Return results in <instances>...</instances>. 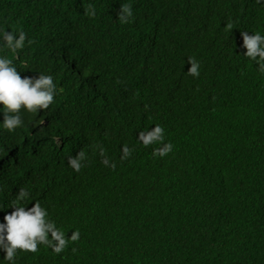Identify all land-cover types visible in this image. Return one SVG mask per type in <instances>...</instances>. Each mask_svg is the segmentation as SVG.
Masks as SVG:
<instances>
[{
	"label": "trees",
	"instance_id": "trees-1",
	"mask_svg": "<svg viewBox=\"0 0 264 264\" xmlns=\"http://www.w3.org/2000/svg\"><path fill=\"white\" fill-rule=\"evenodd\" d=\"M63 1L67 17L88 14V6H93L89 28L100 55L131 62L135 85L139 84L145 70L136 49L125 44V35L140 16L133 13L125 24L117 18L120 5L132 0L110 1L111 12L98 8L102 0ZM150 1L161 6L169 2ZM11 18L0 9V28ZM24 18L23 22L16 17L7 30L27 33L56 24L31 8ZM229 22L232 32L225 30ZM236 28L244 30L239 15H229L224 24L220 21L219 39H214L206 59L199 63V76L191 85L187 82L191 75L183 76L184 91L191 96L179 94L180 84H175L166 90L164 103L155 106L154 97L137 88L139 100L124 105L119 122L103 135L84 140L86 159L78 177L67 173V160L83 150L80 146L69 157L60 154L34 164L26 180L27 168L8 175V189H0V207L4 208L0 222L23 187L29 199L21 203L31 207L39 201L68 239L60 254L41 245L36 253L18 252L14 264H264V73L257 65L244 71L232 59L244 51L234 45L242 42L235 36ZM249 31L264 35V11L251 22ZM4 53L0 51V56ZM10 58L22 76L39 72ZM225 81L220 87L205 86L223 94L231 91L232 107L245 103V128L240 132L229 125L232 108L200 106L195 101L204 92L203 83ZM221 95L214 93L217 98ZM21 116L23 126L14 132L0 127L1 151L30 134L32 113L22 111ZM157 124L164 129L163 143L145 147L138 133ZM167 143L173 146L171 152L153 156V149ZM125 145L132 151L122 159ZM75 231L79 239L73 242ZM3 256L0 251V264H9Z\"/></svg>",
	"mask_w": 264,
	"mask_h": 264
},
{
	"label": "clouds",
	"instance_id": "clouds-1",
	"mask_svg": "<svg viewBox=\"0 0 264 264\" xmlns=\"http://www.w3.org/2000/svg\"><path fill=\"white\" fill-rule=\"evenodd\" d=\"M223 6L227 4L236 6L238 2H243L251 9L256 11L262 8L263 0H222ZM212 4L211 0H169L165 6L155 1L145 0L144 3L132 0L120 5L117 18L121 24L129 23L133 18V13L139 15L136 22L126 32V39L130 45L136 49L138 59L141 64L150 62L152 67L160 68L170 61L175 54L180 55L181 47L173 45L169 42V48H164L159 53H151L157 55L158 58H144L141 55H148L150 44V36L165 33L173 35V42H180L192 45L194 57H188L186 63L190 65L187 72L193 77L200 74V64L207 56L208 51L213 46L212 37L217 32H213V36L205 40L203 45L197 39L206 37L207 27L210 26L211 31L217 29V25L221 21L224 24L222 16H219L210 10L213 14V26L207 21V7L205 4ZM259 5V7L257 6ZM43 7L39 15L51 17L56 24L46 26L39 30L29 29L27 33L19 30L18 32L8 31L16 13L21 12L23 15L31 8L35 11L37 7ZM88 8L89 15L94 16L95 11L92 5ZM264 8V6H263ZM0 9L8 12L11 20L0 28V42L11 50L0 56V109H2L3 119L0 120V127L9 133L14 132L17 128L23 126V118L21 112L32 113V125L30 134L26 136L24 142H18L12 146L4 147V151L0 150V189H8L7 181L10 173L18 175L24 167L10 170L6 167L8 160L6 156L10 155L12 162L19 165L23 162L20 145L24 143L25 150L29 146L34 149L42 150L35 153L34 164L43 162L45 159H53L58 155L69 157L74 148L83 144L88 136H101L112 124L121 120L122 111L118 104L125 105L130 101H138L139 94L135 85L133 73V64L125 59H119L115 56L104 58L100 55V48L95 43V35L91 32L90 16L82 12L73 17H64L61 19L44 0H5L0 3ZM208 25V26H207ZM212 26V27H211ZM225 30L232 32L233 24L231 22L225 25ZM67 32L71 37L75 38L82 48L77 47L73 41L61 35ZM191 36V37H189ZM240 37L242 44L240 47L244 49L243 55L234 59L235 63L244 71H252L254 68L264 73V35L260 32L249 34L247 31H241ZM60 45L61 51H56V46ZM19 51L29 52V56H22ZM65 52L62 55V52ZM46 54V58H42L39 54ZM191 53L187 50L186 55ZM82 54L87 57L84 62L96 69L93 75H100L103 78V85L99 82H90L87 77L92 74L80 63L78 55ZM13 56L22 66L30 68V66L40 65L37 76H22L15 66ZM98 59L95 60L94 58ZM180 66L177 63L166 66L168 81L161 82L150 93L154 97L155 106H161L164 103L165 92L169 87L177 84L176 71ZM144 70H146L144 68ZM154 74V70H150ZM159 77V76H158ZM181 79L183 75H181ZM153 83V81H148ZM69 85L76 91L81 99H74V104L69 106V116L64 120L60 116L59 109L52 105L59 90V94H64L63 89L59 86ZM87 92L100 94L105 93L103 98H96L94 104L92 100L86 98ZM49 109V110H46ZM47 113L53 120L52 126L47 125L43 119L44 113ZM35 119V121H34ZM47 119H50L47 117ZM72 121L79 122L75 128H70ZM33 138L47 135V142L43 146L40 142L33 141ZM137 139L142 142L145 147L152 144H161L164 141V129L157 124L150 130H142L138 133ZM172 144H163L162 147L153 149V156H165L172 151ZM131 149L126 145L122 147V159L127 158L131 154ZM33 153V149L29 151V156ZM103 155V149H101ZM86 159V154L80 150L74 157H69L68 165L79 172L82 168V161ZM30 170L27 169L25 180L30 177ZM19 178V176H18ZM24 181V180H23ZM20 180L16 183L19 185ZM29 199V192L21 187L15 196V200L11 202L10 212H5L3 222H0V251L4 253L3 259L9 264H14L18 252L36 253L40 250V246L50 247L56 254H60L67 247L68 239L64 232L57 228L54 221L49 219V213L39 201L31 204V207L21 203ZM0 207V210H3ZM79 239V232L75 231L71 235L74 242Z\"/></svg>",
	"mask_w": 264,
	"mask_h": 264
},
{
	"label": "bare ground",
	"instance_id": "bare-ground-1",
	"mask_svg": "<svg viewBox=\"0 0 264 264\" xmlns=\"http://www.w3.org/2000/svg\"><path fill=\"white\" fill-rule=\"evenodd\" d=\"M112 0H102V3L98 6L99 9H104L107 10L109 12H111V10L109 9V2ZM141 3H144L145 0H135ZM213 1L212 4H205L207 7V21L213 26L212 22L214 21L213 18V14L210 13V10H213V12L219 16H225L226 20L224 22H227V17L229 15L235 14V15H239V17H241L243 25H244V30H239L238 28H236V30L239 32L238 35H235L236 38L240 36V32L241 31H247L250 32V26H251V22L256 20L257 17L259 15H261L263 13V6H264V0L262 1V9L259 11H256L255 9H251L247 6V4H244L243 2H238V4L236 6H232L230 9H227L223 6V1L222 0H211ZM238 1V0H235ZM5 0H0V3H4ZM49 7H51V9L58 14V16L61 17L62 20H64V17L66 16V14H68V12L66 11V3L63 0H57V2L54 3H50L48 4ZM259 7V5H257ZM43 10V7H37L34 11V14H40V12ZM17 17L19 19H21L23 22L25 21L24 19V15L21 12H17L16 13ZM237 22V20H235ZM238 23V22H237ZM239 24V23H238ZM208 26V25H207ZM211 26V27H212ZM222 29L219 31V29H215L214 27V31H211L210 26L207 27V32L205 33L206 37H204L203 39H197V41H200L203 45H207V44H211V42L209 43H205L206 39H209L211 36H213V32H221ZM250 34V33H249ZM61 35H63L64 37H67L68 39H70L71 41H73L75 43V45H77V47L82 48V45L73 37H71L67 32H62ZM191 37V36H189ZM217 40L219 39V37L216 35L214 37H212V41L213 40ZM150 44L151 46L148 48L149 53L148 55H141L142 59L148 57V58H158L157 55H152L151 53H159V51H163L164 48H169V42H172L173 45L175 46H180L181 47V53L180 55L175 54L174 57L168 61L164 66L160 67V68H153L152 64L150 62H143L144 63V68L146 69L144 71V74L142 75V77L139 78V80L141 82H139V84L136 85V87L140 90L146 91L148 93H153L154 89L157 87L158 84H160L162 81L166 82L168 81L167 77H162L163 75L167 74L166 71V66L167 65H172L174 63H177L180 67L178 68V70L176 71V75H177V79L176 82L177 84H180L179 87V94L181 95H185V96H191L192 93L189 92H185L184 91V86H185V82L183 79H181V75L186 76L188 75L187 69L188 67H190V65H188L186 63L188 57H194L196 56V53L193 52V46L192 45H187V44H183L180 42H173L174 41V37L173 35H166L165 33H161V34H157L156 35H151L150 36ZM125 44L127 46H130V42L129 41H125ZM241 43H235L234 45H241ZM60 45L56 46V51H61L62 49H60ZM187 50H189V52L191 51V53H189L188 55H186ZM0 51L1 52H11V50L5 48V46H3V43L0 42ZM19 53L22 56L28 57L29 56V52L26 51H19ZM65 52H62V55H64ZM40 57L42 58H46V54L41 53L39 54ZM84 59H87L86 56L79 54L78 55V59L80 60V63L82 65H84V67H86V69L89 71V73L92 74L91 77H87V80L90 82H99L101 85H103V78L100 75H93L94 73L97 72L96 69L92 68L91 66H89L88 64H86L84 62ZM95 60H97L98 58L95 57ZM35 71L37 70H42L40 65H37V67L34 68ZM150 70H154V74H152L150 72ZM37 76V75H36ZM159 76V77H158ZM33 77H35V75H33ZM147 80V81H146ZM148 81H153V83H150ZM194 81V77L191 76V79H189L187 82L189 83V85H191V83ZM228 81H225L224 83H212V84H208V83H203L201 86L204 87V92L195 98V101L199 102L200 106H209V107H217V108H232V112L227 116V118L230 120V127L235 130V132H240L243 131L245 128V117H244V111H243V105L245 103H242L240 106H236V107H232V102L230 100V94L231 91H227L225 94H223L222 91H211L209 88H207L205 85H208L210 87L212 86H222L227 84ZM61 89H63L64 94L61 96L59 94V90L57 92V95L55 97V101L52 105H55L60 112V116L62 119L67 120L68 116H69V106L71 104H74V99H81L80 96L77 95L76 91L74 90V88H72L69 85H62L59 86ZM221 92V98H217L214 97V93H218ZM105 95L104 92L100 93V94H96L94 92H87L86 93V98H89L90 100H92V102L94 104L96 101V98H103ZM247 103V102H246ZM119 109L124 112L125 107L122 104H118ZM49 110V109H46ZM47 117H49L50 119H47ZM41 119L44 120V122L47 125H50V127L47 128H53L52 123L53 120L51 119V117L45 112L43 114V117H40ZM241 118H243V120H241ZM35 121V119H34ZM78 125H80L79 122H75L72 121L70 123V128H75ZM107 126V125H104ZM104 126L101 127V132H106L105 130H102L104 128ZM31 136L33 138V133H31ZM17 138H20V136H17ZM33 141H37L40 142L41 145L43 146L44 144H46L47 142V135L46 136H39L37 138H33ZM21 142H24L23 139ZM79 146L84 150V152L86 153V145L85 144H79ZM33 149V153L31 156H29V151ZM20 150H21V155L23 157V162L19 165H16L12 162V159L10 158V155L6 156V159L8 160L6 167L10 170H14L17 169L19 167H24L27 168L29 170H31L32 166L35 163V160H33L35 153L39 152L42 150V147L39 149H34L33 146H29L26 150H25V145L21 144L20 145ZM71 157H74V155H72ZM84 167H82L80 169L79 172L74 171L69 165L67 167V173L74 176V177H78L79 173L81 172V170H83ZM227 178V175H225V179Z\"/></svg>",
	"mask_w": 264,
	"mask_h": 264
},
{
	"label": "rangeland",
	"instance_id": "rangeland-1",
	"mask_svg": "<svg viewBox=\"0 0 264 264\" xmlns=\"http://www.w3.org/2000/svg\"><path fill=\"white\" fill-rule=\"evenodd\" d=\"M22 144H24V143H22ZM0 217H1V214H0Z\"/></svg>",
	"mask_w": 264,
	"mask_h": 264
}]
</instances>
